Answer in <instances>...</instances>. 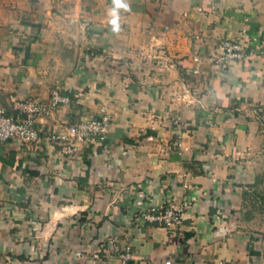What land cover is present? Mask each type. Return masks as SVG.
<instances>
[{
    "label": "crops",
    "instance_id": "crops-1",
    "mask_svg": "<svg viewBox=\"0 0 264 264\" xmlns=\"http://www.w3.org/2000/svg\"><path fill=\"white\" fill-rule=\"evenodd\" d=\"M126 2L114 32L113 0H0V100L69 93L44 133L113 118L76 156L45 138L0 146V264H122L127 248L130 264H264L239 159L263 135L264 0ZM226 36L257 54L220 67ZM184 200L179 226L135 218Z\"/></svg>",
    "mask_w": 264,
    "mask_h": 264
},
{
    "label": "built area",
    "instance_id": "built-area-1",
    "mask_svg": "<svg viewBox=\"0 0 264 264\" xmlns=\"http://www.w3.org/2000/svg\"><path fill=\"white\" fill-rule=\"evenodd\" d=\"M221 50L212 57V61L220 67H226L232 61L252 60L257 54L255 47L243 40L226 36L220 44ZM196 60H201L199 54ZM71 102L69 93L54 87L48 100L34 96L17 99L14 109H10L0 100V146L11 141H19L30 147L37 146L44 138L57 145L65 154L76 156L81 144L103 139L112 125V115L107 109L100 113L80 118L71 123L60 124L44 133L38 125L41 116H49L58 106ZM177 125L185 123L178 113L172 116ZM190 201L179 204L170 203L155 208H146L135 214L137 222H154L163 226H179L186 218V210ZM132 251L127 248L122 253V264H130ZM171 259L165 261L171 264ZM206 264H226L225 259H215Z\"/></svg>",
    "mask_w": 264,
    "mask_h": 264
},
{
    "label": "rangeland",
    "instance_id": "rangeland-1",
    "mask_svg": "<svg viewBox=\"0 0 264 264\" xmlns=\"http://www.w3.org/2000/svg\"><path fill=\"white\" fill-rule=\"evenodd\" d=\"M262 136L254 142L244 154L239 155L240 160H246L254 181L244 186V197L241 216L250 222L257 231L264 233V110L261 112ZM257 182L253 184L255 181Z\"/></svg>",
    "mask_w": 264,
    "mask_h": 264
},
{
    "label": "clouds",
    "instance_id": "clouds-1",
    "mask_svg": "<svg viewBox=\"0 0 264 264\" xmlns=\"http://www.w3.org/2000/svg\"><path fill=\"white\" fill-rule=\"evenodd\" d=\"M113 9L110 15L112 16V19L110 20V24L112 26V30L114 32L119 31L120 25H119V9L123 8L125 10H128V4L126 0H113Z\"/></svg>",
    "mask_w": 264,
    "mask_h": 264
},
{
    "label": "trees",
    "instance_id": "trees-1",
    "mask_svg": "<svg viewBox=\"0 0 264 264\" xmlns=\"http://www.w3.org/2000/svg\"><path fill=\"white\" fill-rule=\"evenodd\" d=\"M256 182H257V180L253 184H255Z\"/></svg>",
    "mask_w": 264,
    "mask_h": 264
}]
</instances>
